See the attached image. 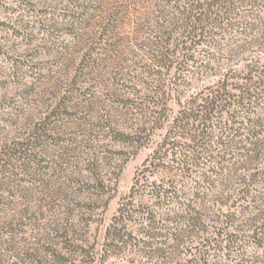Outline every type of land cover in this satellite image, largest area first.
Listing matches in <instances>:
<instances>
[{"label":"trees","instance_id":"16d2710c","mask_svg":"<svg viewBox=\"0 0 264 264\" xmlns=\"http://www.w3.org/2000/svg\"><path fill=\"white\" fill-rule=\"evenodd\" d=\"M56 1L0 0V57L15 51L5 45L8 40L32 36L25 14L34 16L30 27L38 29L47 20L38 6ZM61 1L72 9L64 19L98 31L97 46L88 47L77 63L73 88L96 65L93 54L105 37L125 28L134 37L143 35L136 43L143 53L139 72L117 80L112 114L103 115L98 125L102 137L121 149L138 150L152 142L156 130L165 133L106 225L99 252L94 245L76 243L69 221L49 228L48 233L63 239L59 247L43 239L20 250V259L44 264L43 254L60 264H76L83 257L102 263L106 255L129 252L137 264H231L235 254V264H264V0H154V20L147 0H124L110 11L103 9L108 0H85L96 7ZM138 5L142 10L137 14ZM132 8L137 15L130 17ZM140 28L147 30L141 33ZM107 44L110 53L121 51L115 42ZM21 69L12 63L14 75ZM205 79L209 83L186 96L187 88ZM49 124L35 127L30 139L50 136ZM34 150L31 140L0 147V157L8 156L0 160V175L16 162L31 161ZM102 158L96 155L88 162L91 175H97L88 188L104 193L109 187L100 174ZM149 176L155 178L148 182ZM16 232L12 228L8 236ZM6 245L0 241L5 251ZM245 247L260 248L262 255L244 259ZM220 256L225 257L215 260Z\"/></svg>","mask_w":264,"mask_h":264},{"label":"rangeland","instance_id":"374dc122","mask_svg":"<svg viewBox=\"0 0 264 264\" xmlns=\"http://www.w3.org/2000/svg\"><path fill=\"white\" fill-rule=\"evenodd\" d=\"M147 1L144 4L152 11L150 16L154 20L155 2ZM79 2L97 6L94 2ZM123 4L124 0H108L103 9H119ZM37 9L47 19L44 24L38 29L31 28L34 16L26 13L24 20L32 36L29 40L22 37L8 40L5 45L15 51L0 57V147L11 141L25 143L31 140L35 144V150L29 156L31 161L27 158L16 162L10 172L0 175L3 178L0 186V241L7 244V251L0 246V264H32L20 259V250L42 244L43 239L59 247L63 239L48 233L49 228L64 226L69 221L74 225L71 236L76 243L88 247L94 245V251L99 252L106 225L129 194L136 171L142 169V163L165 133L164 129L156 130L152 142L138 150L121 149L120 145L103 138L105 133L100 134L104 131L98 128L101 119L112 114L111 92L117 88V80L139 72L138 61L143 59V53L136 43L142 34L134 37L132 30L125 28L105 37L107 40L100 43L99 53L93 54L96 65L85 72L82 82L73 88L75 83L71 78L78 73L77 63L88 47L94 49L97 46L98 31L93 32L91 28H84L83 23L64 19L72 9L61 0L47 2ZM132 10L130 17L140 13L142 8L136 7L137 14H134V8ZM146 30L140 28L141 33ZM114 42L121 48L118 53L108 50L111 46L107 43ZM13 62L22 67L18 75L12 73ZM209 81L205 79L191 85L186 89V96ZM79 86L82 88L78 91ZM70 95V103L63 104L62 100ZM55 107L54 116L46 119ZM169 108L176 110L174 101H169ZM44 122H50V136L30 139L34 128ZM130 122L124 125L130 126ZM96 155L103 157L100 174L109 187L104 193L100 189L94 192L88 188V182L97 176L91 175L88 162ZM7 159L8 156L0 157V160ZM118 165H121L120 170ZM154 178L149 176L148 182ZM12 228L19 233L10 237L8 231ZM11 249L15 252L9 251ZM242 253L244 259H250L260 257L262 250L245 247ZM39 256L44 264H60L43 254ZM232 256L234 259L231 261L230 258V263L235 264L238 257ZM134 257L135 254L123 252L106 255L102 263H98V259L92 262L91 258L83 257L78 258L76 264H137L132 263ZM189 257H182V262ZM221 257L225 256L215 260Z\"/></svg>","mask_w":264,"mask_h":264}]
</instances>
